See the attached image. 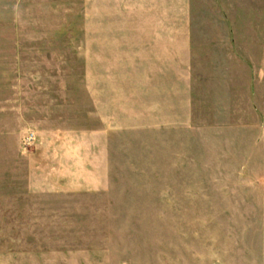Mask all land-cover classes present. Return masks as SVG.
<instances>
[{"label":"rangeland","instance_id":"rangeland-1","mask_svg":"<svg viewBox=\"0 0 264 264\" xmlns=\"http://www.w3.org/2000/svg\"><path fill=\"white\" fill-rule=\"evenodd\" d=\"M193 5L160 81L94 0H0V264H264V0Z\"/></svg>","mask_w":264,"mask_h":264},{"label":"crops","instance_id":"crops-1","mask_svg":"<svg viewBox=\"0 0 264 264\" xmlns=\"http://www.w3.org/2000/svg\"><path fill=\"white\" fill-rule=\"evenodd\" d=\"M167 1L94 0L95 33H100V43L103 40L105 48L127 46L143 50L142 59L149 66V73L160 81L167 71L176 74L177 80L190 74L195 31L193 0ZM115 31L118 36L114 39ZM115 40L117 45H113ZM59 253L68 262L77 256L76 252ZM32 254L25 252L21 256L33 259ZM38 255L44 260L50 254Z\"/></svg>","mask_w":264,"mask_h":264}]
</instances>
